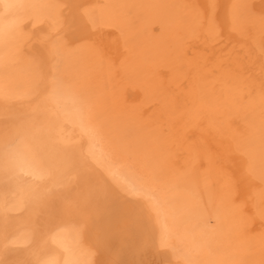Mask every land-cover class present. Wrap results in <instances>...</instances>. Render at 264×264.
Instances as JSON below:
<instances>
[{
    "label": "bare ground",
    "instance_id": "1",
    "mask_svg": "<svg viewBox=\"0 0 264 264\" xmlns=\"http://www.w3.org/2000/svg\"><path fill=\"white\" fill-rule=\"evenodd\" d=\"M263 230L264 0H0V264H231Z\"/></svg>",
    "mask_w": 264,
    "mask_h": 264
},
{
    "label": "rangeland",
    "instance_id": "2",
    "mask_svg": "<svg viewBox=\"0 0 264 264\" xmlns=\"http://www.w3.org/2000/svg\"><path fill=\"white\" fill-rule=\"evenodd\" d=\"M79 23V25H77V28H78V30L80 29V27L82 26V24L80 25V22H77V24ZM77 30V31H78ZM81 30V29H80ZM60 36V37H59ZM61 38H62V36L61 35H58L57 37L55 36L54 37V39H52L53 41H52V46L54 47V48H56L55 49V51H56V60H55V62L56 63H54V65H53V77L54 78H59L60 80H64V81H66L67 79H68V82H74V75H75V61H74V59H75V52H76V50H74V49H70V48H67V47H65V45L63 44V42L61 41ZM54 40H56V41H54ZM58 40V41H57ZM61 42V43H60ZM55 44V45H54ZM59 44H61L60 46H59ZM60 47V48H59ZM62 47V48H61ZM61 49V50H60ZM57 50H58V52H57ZM62 52H60V51ZM64 52V53H63ZM65 54V55H64ZM67 57V59H66V57ZM75 56V57H74ZM72 61L71 63L69 62V61ZM67 61V62H66ZM21 62H22V64H21ZM26 62V63H25ZM20 61L18 64H17V66H16V69H17V67L20 69V68H22V69H20L21 70V72H20V70H18V72H20V73H18L19 75V80L21 81V79L23 80V81H21V82H23V83H25L26 85H27V87H29V88H31L32 86H33V83H34V80H35V78H36V75H37V73H36V71H35V69H32V68H30V66L32 65V63L31 62H29V60H26V61ZM25 63V64H24ZM27 64V65H26ZM31 64V65H30ZM67 64L69 65V66H67ZM73 64V66H71ZM19 65V66H18ZM26 65V66H25ZM58 65V66H57ZM27 66H28V68H27ZM64 66H66V67H64ZM71 66V67H70ZM31 67H33V66H31ZM68 67H70V68H68ZM73 67V69H71ZM34 68V67H33ZM26 69L28 70V72L26 71ZM69 69H71V70H69ZM30 70V71H29ZM61 70V71H60ZM67 70V71H66ZM69 70V71H68ZM25 71V72H27V73H29V74H27V73H23V72ZM56 71V72H55ZM32 72H33V76H30V74L32 75ZM54 72H55V74H54ZM35 73V74H34ZM69 73V74H68ZM22 75V76H21ZM29 75V76H28ZM24 76V77H23ZM62 77V78H61ZM33 79V80H32ZM70 80V81H69ZM27 82H28V84H27ZM29 82H31V83H29ZM264 233V230H263V232H257L255 235H254V238H253V236H252V238H248V239H246L245 241H247L246 243H245V241H244V239L241 241V239H240V237L238 236V239L236 238V237H234V238H236L237 239V241L235 240L234 242H236L234 245H233V250H232V253L230 252V253H227V251H224L223 250V248H219V249H217V255L219 256V257H221V258H223V257H230V255H232L231 257L233 258V259H230V258H228V263L229 262H231V264H257L258 262H262L261 264H263V262H264V248H262L261 247V245L257 242V237L256 236H258V235H261V234H263ZM251 242H252V244H251ZM240 244V245H239ZM248 244H249V246H248ZM239 245V246H238ZM245 246V247H244ZM247 246V247H246ZM252 246V247H251ZM254 246V247H253ZM242 247H244L245 249H241ZM236 248H238V249H236ZM239 248H240V250H239ZM259 249V250H258ZM241 253H240V252ZM260 251V252H259ZM234 252V253H233ZM235 252H237L236 254L237 255H235L234 256V254H235ZM239 252V253H238ZM252 252H254V255H253V253ZM258 252V253H257ZM224 253H227L228 255H224ZM247 253V254H246ZM221 254H222V256H221ZM257 254V255H256ZM239 255H241V257L239 256ZM242 255L244 256V257H242ZM246 255H247V258L245 259V257H246ZM263 255V256H262ZM236 256H239V258H236ZM262 256V257H261ZM235 257V258H234ZM255 257V258H254ZM240 259V260H239ZM251 259V260H250ZM255 259V260H254ZM239 260V261H238ZM249 260H250V263H249ZM252 261V262H251Z\"/></svg>",
    "mask_w": 264,
    "mask_h": 264
}]
</instances>
